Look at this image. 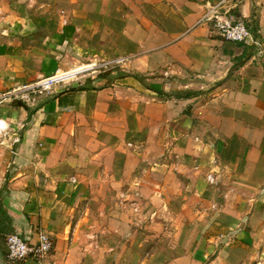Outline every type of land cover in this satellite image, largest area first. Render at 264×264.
Wrapping results in <instances>:
<instances>
[{"label": "crops", "instance_id": "obj_1", "mask_svg": "<svg viewBox=\"0 0 264 264\" xmlns=\"http://www.w3.org/2000/svg\"><path fill=\"white\" fill-rule=\"evenodd\" d=\"M219 3L259 44L198 23ZM107 17L134 21L108 33L129 41L125 69L12 96L105 51L90 21ZM0 95L20 137L0 232L47 231L46 264H252L264 249V0H0Z\"/></svg>", "mask_w": 264, "mask_h": 264}, {"label": "built area", "instance_id": "obj_2", "mask_svg": "<svg viewBox=\"0 0 264 264\" xmlns=\"http://www.w3.org/2000/svg\"><path fill=\"white\" fill-rule=\"evenodd\" d=\"M198 23L210 24L218 35L225 40L246 42L249 39H252L255 44H259L258 40L252 38V32L245 20L240 16H236L229 10L223 9L221 3L208 6ZM92 67L93 66L90 65L78 70L75 69L77 71L73 74L71 72L73 70H71L41 78L35 83L18 88L12 93V96L21 101L28 98L27 100L31 102L35 99V95H30L31 90L39 91L41 94L46 93L44 91L48 92L55 85L73 79L78 73L86 71ZM3 99L4 97L0 95V103ZM9 127L10 125L8 122L0 118V138L4 137L1 139V143L8 141L9 148L15 153V145L20 142V137L17 134V131H15V133L10 132ZM210 146L213 147V144H210ZM206 178L211 184L215 181L213 167L207 173ZM5 246L6 252L3 258L5 264H19L29 259L34 260L37 264H46L47 258L54 247L53 239L47 231L38 232L35 240L25 239L18 232H10L5 237Z\"/></svg>", "mask_w": 264, "mask_h": 264}, {"label": "rangeland", "instance_id": "obj_3", "mask_svg": "<svg viewBox=\"0 0 264 264\" xmlns=\"http://www.w3.org/2000/svg\"><path fill=\"white\" fill-rule=\"evenodd\" d=\"M61 5L63 8H66V2L61 3ZM108 8L109 7L107 6V8H106L107 12L109 11ZM81 10H83V9H81ZM90 10L98 12L99 11L98 4H94V6H92ZM124 21H120L118 19H113V18H108L106 20L90 21L91 26L94 25V26H92L94 29L93 31H95V28L97 27L96 36L98 39H100L102 41V43H104L103 46H104L105 51L99 52L98 46L96 49L92 50L91 51V54H92L91 59L87 60V62L85 64L80 65V67H75L74 69H72L73 71H71V72L73 74L78 69L85 68V67H88L90 65H92L93 67L90 69H87L86 71H82V72L78 73L76 75V77H74L73 79H76L78 77H83V76H85V77L90 76L91 77V75L106 76V75H109L111 73L118 74V73H120L121 69H125L128 66L131 56H129V57L128 56L127 57H117L116 56L117 53H115V50L120 47L119 46L120 44L125 49L129 48V46H130L129 41H127L126 39H123V38L120 41H115L114 38L112 37V35L108 34L111 31V29L113 27H115V23H116V26H119L118 22H121L123 24V26L126 28L125 30H128L130 28L131 22H134V21H126V20H124ZM128 32H130V30H128ZM105 33H106V35H105ZM128 38H130V37L128 36ZM95 54H98V55H95ZM75 69H77V70H75ZM61 73H63V72H61ZM66 75H68V74H66ZM44 92H47V91H44ZM40 94L41 93L39 91H33V90L30 91V95H40ZM27 99L28 98H26V100H22V102L29 103V101ZM2 138H4V137L0 138V189L3 188L2 186H4V183L6 182L4 179V173H5V170L7 167L5 160H6V157H8V154H6V156L4 157V153L8 149L11 151V149L9 148V142L8 141L1 143ZM214 171H216V170H213V173H215ZM214 178H215V181L212 184L216 183L215 175H214ZM0 197H1V191H0ZM6 235L7 234L0 232V242H1L0 244H2V247H4L3 244L5 242ZM263 250H264L263 247L259 248L258 252H260V253L257 252L258 254L254 258L252 264H264Z\"/></svg>", "mask_w": 264, "mask_h": 264}, {"label": "water", "instance_id": "obj_4", "mask_svg": "<svg viewBox=\"0 0 264 264\" xmlns=\"http://www.w3.org/2000/svg\"><path fill=\"white\" fill-rule=\"evenodd\" d=\"M21 105H24V102H20ZM0 264H5L4 261H3V256H2V252L0 250Z\"/></svg>", "mask_w": 264, "mask_h": 264}, {"label": "trees", "instance_id": "obj_5", "mask_svg": "<svg viewBox=\"0 0 264 264\" xmlns=\"http://www.w3.org/2000/svg\"><path fill=\"white\" fill-rule=\"evenodd\" d=\"M160 95H165L166 93H164L163 91H160V90H156ZM170 94H172V95H178V93H170Z\"/></svg>", "mask_w": 264, "mask_h": 264}]
</instances>
